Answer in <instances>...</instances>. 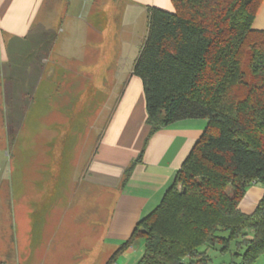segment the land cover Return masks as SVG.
<instances>
[{"label":"trees","instance_id":"obj_1","mask_svg":"<svg viewBox=\"0 0 264 264\" xmlns=\"http://www.w3.org/2000/svg\"><path fill=\"white\" fill-rule=\"evenodd\" d=\"M170 1L173 12L146 8L132 73L149 132L122 183L154 134L181 120L207 124L159 205L105 264L136 239V264H212L206 251L216 248L254 264L264 254V194L249 215L238 205L251 184L264 185V31L252 27L263 0Z\"/></svg>","mask_w":264,"mask_h":264},{"label":"rangeland","instance_id":"obj_2","mask_svg":"<svg viewBox=\"0 0 264 264\" xmlns=\"http://www.w3.org/2000/svg\"><path fill=\"white\" fill-rule=\"evenodd\" d=\"M85 1L71 0L60 27L56 15L61 7L58 4L55 13L48 14L46 10L55 2L47 1L34 20V39L25 43L12 42L0 32V259L11 255L10 264H30L28 241L38 253V237L24 232V224L33 223L35 208L46 193V224L40 244L42 252L46 243L47 264H74V257L92 242L95 252H100L93 264H104L113 251L99 247L106 200L88 198L77 183L119 89L104 81L106 72L88 70L97 67L94 61L99 54H89L88 61L82 55L83 23L88 20L80 11ZM112 6L110 0H95L93 9L107 12L109 31L116 34L119 23L110 14ZM67 14L81 18L67 19ZM131 22H123L119 34L123 41L135 34L136 50V43L146 36L147 24L144 29L142 19ZM120 49L121 45L113 48ZM106 74L112 76V72ZM54 160L57 164L52 166ZM52 175L59 176L56 186L51 183ZM227 193L231 195L230 188ZM218 250L206 251L212 264H239L234 251L221 254Z\"/></svg>","mask_w":264,"mask_h":264},{"label":"crops","instance_id":"obj_3","mask_svg":"<svg viewBox=\"0 0 264 264\" xmlns=\"http://www.w3.org/2000/svg\"><path fill=\"white\" fill-rule=\"evenodd\" d=\"M47 1L49 0H0V32H5L12 42L25 43L28 39L29 41L34 39L32 36L34 20ZM53 1L55 3L46 11L48 14L55 13V7L59 4L61 9L56 15V20L60 27L62 14L68 12L72 2ZM94 1L86 0L80 11L88 20L87 23H83L86 28L83 34L85 41L81 47L82 55L86 59L89 54H99L98 59L94 61V64H98L97 67L88 70L112 72V76L105 73L104 81H109L112 88L119 89L99 139L86 156L77 183L88 198L91 197L92 200L96 198L99 202L106 200L108 211L99 247L109 248L107 252L113 250L110 251L109 258L129 239L136 224L159 205L175 173L201 136L207 122L203 119L181 120L154 134L146 145L141 162L134 166L129 179L122 183L124 171L137 158L149 127L146 124L142 84L132 73L144 37L139 39L136 43L137 49L133 50L135 34L131 33L129 40L123 41L119 33L124 25L122 23L127 20L135 24L142 19L145 29L147 7H155L166 12H173V7L170 0H110L113 4L110 14L112 13L113 18L119 23L118 32L114 34L109 31L107 12L94 10ZM66 18L76 20L81 17L75 18L67 14ZM252 27L264 31V0L256 12ZM117 45L123 47L120 52L113 50ZM48 64L44 65L45 70ZM51 70L57 71L56 68ZM91 75L95 78L96 74ZM43 76L46 77L47 74ZM91 85L95 87V84ZM108 96L110 95H107V99ZM51 177H53L51 183L56 186L59 176ZM51 188L49 191L53 193V186ZM263 194L264 185L251 184L238 205L240 212L245 215L251 214ZM46 200L47 193L38 203L33 215L30 213L33 223L24 224V232L27 230L34 238L37 236V245L40 246L36 254L37 251L34 250L36 245L26 242L27 246H30L28 257L30 264H47L46 243L42 252L40 244L44 241L42 234L46 224ZM82 250L85 252L74 257V264H93L100 258V252H95V242ZM143 251L144 242L136 239L122 251L114 264H136ZM34 255L36 258L33 262ZM11 261L12 256L9 255L5 260L0 259V264H10ZM254 264H264V254L258 257Z\"/></svg>","mask_w":264,"mask_h":264}]
</instances>
